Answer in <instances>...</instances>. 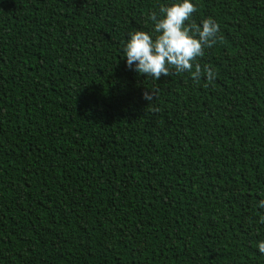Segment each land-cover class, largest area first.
I'll list each match as a JSON object with an SVG mask.
<instances>
[{"label": "trees", "instance_id": "obj_1", "mask_svg": "<svg viewBox=\"0 0 264 264\" xmlns=\"http://www.w3.org/2000/svg\"><path fill=\"white\" fill-rule=\"evenodd\" d=\"M174 2L0 0V264H264V0H190L207 87L126 66Z\"/></svg>", "mask_w": 264, "mask_h": 264}, {"label": "clouds", "instance_id": "obj_2", "mask_svg": "<svg viewBox=\"0 0 264 264\" xmlns=\"http://www.w3.org/2000/svg\"><path fill=\"white\" fill-rule=\"evenodd\" d=\"M196 8L190 0H175L174 3L159 7V11L148 14L152 22L151 32L133 30L123 47L126 66L138 75L151 76L158 80L161 75L171 76L181 72H190L195 83L201 78L212 83L216 72L211 66L197 63L203 57L205 48L213 47L222 41L219 24L211 17L203 19L198 25L191 19ZM202 25V26H201ZM154 92L150 89L143 93V98L153 100ZM264 208V200L259 202ZM264 223V216L260 217ZM258 249L264 254V240L258 242Z\"/></svg>", "mask_w": 264, "mask_h": 264}]
</instances>
